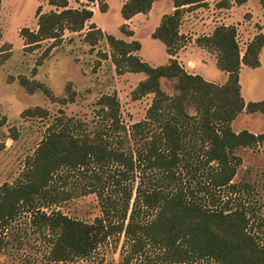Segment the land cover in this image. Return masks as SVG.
<instances>
[{
	"label": "trees",
	"instance_id": "1",
	"mask_svg": "<svg viewBox=\"0 0 264 264\" xmlns=\"http://www.w3.org/2000/svg\"><path fill=\"white\" fill-rule=\"evenodd\" d=\"M49 1L56 9L37 11V30L22 29L30 46L44 38L57 40L64 29L80 31L93 15L86 6L69 7L68 0ZM84 1L106 9L105 0ZM154 1L126 0L121 17L146 13ZM202 1L172 0L174 10L151 33L169 54L185 44L178 30L184 11ZM259 2L264 9V0ZM120 30L133 34L125 23ZM102 36L112 48L117 71L145 74L132 96L154 94L146 116L126 128L118 99L106 94L97 101L103 129L85 131L83 122L72 124V118L49 125L15 183L0 185V248L7 226L28 213L29 226L47 243L46 259L53 263L86 258L110 237L122 236L127 261L152 253L163 264H264V242L253 229L250 209L242 198L232 199L239 189L233 181L240 164L235 152L264 143V132H235L231 127L244 109L264 114V98L245 103L239 83L241 64L258 66L264 35L256 34L242 55L234 25H218L196 39L215 53L217 67L227 73L222 84L186 72L173 58L152 66L136 53L138 40L116 38L95 25L85 40L94 45ZM161 78L175 80L173 95L163 91ZM24 113L42 116L46 110L37 106ZM71 176L80 182L81 194L95 193L99 200L101 215L92 222L42 209L71 197L64 187Z\"/></svg>",
	"mask_w": 264,
	"mask_h": 264
},
{
	"label": "rangeland",
	"instance_id": "2",
	"mask_svg": "<svg viewBox=\"0 0 264 264\" xmlns=\"http://www.w3.org/2000/svg\"><path fill=\"white\" fill-rule=\"evenodd\" d=\"M106 1L108 9L101 12L95 3L68 0L69 7L80 8L85 3L91 9L94 7L96 12L82 30L64 29L57 40L44 38L30 46L22 29L36 31L37 11L47 13L56 7L49 0H0V185L15 183L24 169L25 159L33 154L49 125H60L65 123L66 118H72V124L77 120L82 121L85 131L97 127L103 129L102 105L97 102L102 95H114L118 99L120 119L126 128L145 118L154 94L148 93L138 98L132 96V91L145 78V74L117 71L106 37L98 38L91 45L85 40V34L92 25H98L103 32L116 38L138 40L141 47L136 53L150 65L165 64V45L153 38L151 32L156 27V19L161 20L165 14L159 12L169 9L170 1L166 0L156 9L154 7L146 14H137L128 23L125 22L134 31L131 36L120 30L124 22L118 4L123 0ZM231 1L234 7L226 10L225 6H229ZM244 4L240 6L237 0H203L186 8L179 28L186 37L185 43L194 40L195 44L191 45L195 46L198 37L210 34L218 25L228 23L236 28L242 55L257 33L264 35V9L259 0H247ZM190 19L200 21L202 25L191 27L187 23ZM261 53L258 66L241 64L240 67V93L246 103L264 98V49ZM43 55L41 64L37 65ZM182 65L184 67L186 63ZM208 65L211 71H215L211 64ZM213 77V80L223 79L221 73ZM160 83L168 95L176 92L174 79L161 78ZM30 88L32 91H29ZM37 106L46 110V114L24 113ZM231 125L234 131L246 129L253 133L264 132V114L244 109ZM235 153L240 157V164L233 180L239 188L232 194L233 203L242 198L248 205L253 229L264 242V143L239 148ZM64 187L71 192V197L50 206L44 205V211L58 210L85 222H92L101 215L96 194H81V184L74 176L66 179ZM28 217V213L19 214L3 231L0 264H163L152 253L148 256L135 255L127 261V246L123 245L122 236L110 237L86 258L50 262L46 259L48 245L39 233L30 228ZM260 222L259 227L257 223ZM196 264L213 263L200 261Z\"/></svg>",
	"mask_w": 264,
	"mask_h": 264
},
{
	"label": "crops",
	"instance_id": "3",
	"mask_svg": "<svg viewBox=\"0 0 264 264\" xmlns=\"http://www.w3.org/2000/svg\"><path fill=\"white\" fill-rule=\"evenodd\" d=\"M84 1V0H83ZM126 0H123V1H120L119 2V4H118V7H120L121 8V5L125 2ZM164 1H166V0H156V1H154L153 2V4H152V6H151V9L148 11V12H150L152 9H154V7H155V9H156V6L157 5H161V4H164L163 2ZM170 1V5H168V7H169V9H167V10H161L159 13H165V14H170L173 10H174V6H172V1L171 0H169ZM247 0H245L244 2H242V3H239V5L240 6H242V4H243V6H245V2H246ZM105 2H106V9H105V11H107V9H108V4H107V1L105 0ZM95 4H96V6L98 7V5H97V3L96 2H94ZM69 5V4H68ZM83 6H86V7H88L85 3H83V5L81 6V7H83ZM230 6V7H229ZM227 5V6H225V9L226 10H230V9H232L233 7H234V5H232V1L230 2V5ZM185 7H188V6H185ZM190 7V6H189ZM229 7V8H228ZM239 7V6H238ZM89 8V7H88ZM91 9V8H90ZM98 10H99V8H98ZM92 11H93V15H94V13L96 12V10H95V8L94 7H92ZM100 11V10H99ZM104 11V12H105ZM166 11V12H165ZM102 12V11H101ZM148 12H146V13H148ZM146 13H137V14H146ZM158 13V14H159ZM137 14H135L134 16H136ZM165 14H163L161 17H163ZM92 15V16H93ZM183 15H184V13H183ZM183 15H182V17H183ZM134 16H132L130 19H127V20H124L123 18V22L125 23V22H129V20H131V19H133V17ZM159 16V15H158ZM182 17H181V20H182ZM92 18V17H91ZM158 18V17H157ZM161 19V18H160ZM181 20H180V24H181ZM160 20H158V19H156V22H155V26H157L160 22H159ZM159 22V23H158ZM197 22H199V23H197ZM187 23H188V25L189 26H200V24L202 25V23H200V21H192L191 19L189 20V21H187ZM157 24V25H156ZM180 24H179V28H180ZM223 25H232V24H228V23H226V24H223ZM97 28H99L101 31H103L98 25H95ZM156 27H154L153 28V30L155 29ZM179 28H178V30H179ZM132 31H133V29H131ZM134 32V31H133ZM153 32V31H152ZM151 32V33H152ZM182 32L183 31H180L179 30V34H182ZM187 32V31H186ZM103 33H105V32H103ZM106 34H108L107 32H106ZM258 34V33H257ZM207 35H209V34H207ZM204 36V35H203ZM186 38V37H185ZM124 40V39H123ZM126 41V40H125ZM194 42V40H192V42H187V43H185L183 46H181L176 52H175V54L174 55H171V54H169L167 51H166V63H168V61L170 60V59H176L177 61H178V63L183 67V65H182V63H186V66H184L183 68L186 70V72H188V73H190V74H198V75H200V76H202L205 80H208V81H211V82H219V83H224L225 82V80H226V78H227V73H225L224 71H221L218 67H217V64H216V56H215V53H213V52H209V50H205L204 48L205 47H203V46H199V45H195V46H192L191 45V43H193ZM189 43V44H188ZM141 44V43H140ZM193 44H195V43H193ZM264 49V45L262 46V48H261V50H260V52H259V58H260V54H262L261 53V51ZM140 50V49H139ZM165 50H166V47H165ZM182 62V63H181ZM188 63H190L189 65H187ZM208 64H211V66L213 67V68H215V71H211L210 69H209V65ZM219 73H221L222 74V76H223V79H220V81L219 80H213L214 79V75H216V74H219ZM246 103V102H245ZM252 113V112H251ZM240 114V113H239ZM238 116V115H237ZM231 124H232V122H231ZM232 126V125H231ZM238 131H240V130H238ZM238 131H235V132H238ZM249 131V130H248ZM253 133V132H252ZM260 133H263V132H260ZM254 134H257V133H254Z\"/></svg>",
	"mask_w": 264,
	"mask_h": 264
}]
</instances>
